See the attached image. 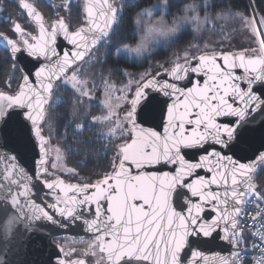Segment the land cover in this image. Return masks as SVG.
I'll use <instances>...</instances> for the list:
<instances>
[{
    "label": "snow or ice",
    "instance_id": "1",
    "mask_svg": "<svg viewBox=\"0 0 264 264\" xmlns=\"http://www.w3.org/2000/svg\"><path fill=\"white\" fill-rule=\"evenodd\" d=\"M12 2L28 18V25L8 14L3 19L9 27L0 32L12 71L20 74L15 89L7 85L10 94L0 91V147L11 143L9 151L15 153H0L7 162V174L0 177L2 255L26 248L34 234L43 232L40 221L66 228L65 220H82L94 234L83 255L94 257V264H208L205 253L193 248L216 240L227 242L229 255L217 257L214 264H245L246 259L264 264V184L257 182L264 178V127H252L254 112L264 117V14L254 0H249L248 15L234 12L228 0L199 4L162 0L132 16L131 34L138 42L129 48L116 45L122 42L119 34L126 11L141 8L140 0H61L54 5L56 18L51 22L37 10L35 0ZM74 7L79 10L77 24L66 20ZM0 12H6L2 4ZM31 25L38 28L35 35ZM209 33L220 39L205 40ZM245 34L257 47L231 50L233 38ZM60 35L73 46L71 50H57ZM186 35L193 37L188 47L157 64L155 73L133 75L119 67L129 52L147 59L155 45L163 42L170 50ZM24 53L38 63L17 67ZM112 56L116 63L109 69L107 58ZM98 64L108 70L107 76L96 68ZM236 69L243 75H237ZM113 72L126 82L118 85ZM162 75L170 76L171 82ZM199 75L206 79H193ZM184 80L189 83L182 86L179 82ZM154 93L175 98L166 108L163 136L137 121L138 112L160 103ZM97 107L101 114L92 115ZM221 117L229 119L225 122ZM58 125L64 128V140L71 129L73 144L86 146L75 151L91 155L88 147L100 144L92 151L105 157L114 153L111 172L95 183L82 184H66L49 172L57 168L56 163L49 164V149ZM85 132L93 135L85 137ZM37 149L35 179L51 177L43 184L64 194L44 207L31 199L35 185H21L14 174L21 151ZM186 150L203 154L190 160ZM53 151L60 160L61 148ZM161 165L175 167L150 171ZM200 169L211 175H199ZM19 171L28 176L23 168ZM66 171L78 175L75 169ZM206 208L214 215L205 218ZM86 211H91L92 219L84 218ZM0 264L12 262L0 258ZM58 264L86 261L59 259Z\"/></svg>",
    "mask_w": 264,
    "mask_h": 264
},
{
    "label": "water",
    "instance_id": "2",
    "mask_svg": "<svg viewBox=\"0 0 264 264\" xmlns=\"http://www.w3.org/2000/svg\"><path fill=\"white\" fill-rule=\"evenodd\" d=\"M47 27V25H45ZM36 32H38V28H36ZM4 32V31H0ZM2 47L5 48L3 44H0ZM73 48L71 44L68 43L67 40L64 39L63 35H60L57 37V50L58 51H69ZM19 67L24 68H32L33 65H36L38 62L36 58L27 56L26 53L19 55ZM218 63H221L218 61ZM223 66V65H222ZM237 75H243V70L236 69ZM160 78H166L171 82V77H160ZM193 79H206V77H203L202 75L195 76ZM182 86L184 84H188V80L180 81L179 82ZM190 86V85H189ZM241 87H243V84H241ZM6 92V91H4ZM9 93V92H8ZM10 94V93H9ZM157 96V100L160 101V103H156L152 105L148 110L138 112L137 115V121L140 124L141 127L145 129H151L152 131L160 133L162 136L164 135V129L167 125V115H166V108L168 105H171L175 98L169 99L168 97H164L161 94L154 93ZM166 102V104L164 103ZM240 102L237 101V105H239ZM253 115L256 117L255 122L252 124V127L260 129L261 127H264V117H261L258 112H254ZM221 120H224L227 122V119L221 117ZM13 145L11 143L5 145L4 147H0V153H4L5 155H12L15 153H12L9 151V148ZM219 148V146H216ZM38 149L36 151L27 150V151H21V153L17 156L16 161V171L15 176L20 180L21 185L23 184H29L30 186L32 184L35 185V187H31V199L35 201L37 205L40 207H44V205H51L54 202L48 200V197H56V195H60L63 197V192L59 191L58 189L53 192V190L48 189L44 184L43 180L47 179L46 177H41L39 181H37L33 175L34 172L38 171V163H39V157L37 156ZM187 155L186 159L195 160L198 159L200 155L203 154L202 151H195V150H186ZM7 167V162L0 159V177H3L7 173L5 172V168ZM175 166L174 165H161L157 166L156 168L150 169V171H171ZM23 168L25 172L28 174L27 177L23 175V173H20L19 169ZM198 174L201 176H209L211 173L208 172L207 169H200L198 170ZM4 183H7V181H4ZM67 184V182H65ZM15 189V186H13ZM52 192L53 194L51 196L46 195V193ZM68 195H72L71 192L68 193ZM193 200H196L195 197H193ZM103 203V202H102ZM92 208H95V205L92 206ZM51 213V209H45ZM104 209L102 208L101 211ZM177 210H180L178 207ZM203 215L205 218L213 216L214 213L209 210L205 209ZM84 218L86 219H92L91 211H86L84 213ZM41 227L43 229L42 233L34 234L32 238L28 241L27 247L22 248L19 252L14 253L12 255L4 257L2 255V252H0V258H4L7 260H10L12 264H48V261L51 260V264H58L59 259H66L64 251L61 252L60 248H63L62 244L59 243L60 240L67 239V238H93L94 234L92 231H89L87 226L84 225L81 221H75L69 223L67 220H65V223L68 224V227L66 228H59L51 226L49 223L45 221H40ZM50 233V235L48 234ZM3 240V231H2V221H0V241ZM64 249V248H63ZM193 250H199L203 251L205 255L208 257V264H214L217 257H227L229 255V245L226 241L222 240H216L213 243L206 244V245H196L194 246ZM187 251V250H186ZM77 259H84V258H73L70 260H77ZM189 259L191 257L189 256ZM85 260V259H84ZM86 261V260H85ZM86 264H89L86 261Z\"/></svg>",
    "mask_w": 264,
    "mask_h": 264
},
{
    "label": "trees",
    "instance_id": "3",
    "mask_svg": "<svg viewBox=\"0 0 264 264\" xmlns=\"http://www.w3.org/2000/svg\"><path fill=\"white\" fill-rule=\"evenodd\" d=\"M159 1L161 0H140L141 8L132 7L126 11L125 19L122 22V28L119 34L120 37L122 38V42L116 45L117 48H120L121 46L126 44H134L136 41V37H133L131 34L134 25L132 16H134L136 12L141 11L142 8L145 7L149 8ZM60 2L61 0H35L37 10L40 13H42L44 17L48 20H55L57 9L54 7V5L59 4ZM185 2L199 4L202 2V0H185ZM228 2L231 5L234 12L248 15L250 11L249 0H228ZM0 4L4 5L6 9V12H0V31L6 32L9 25L8 23L5 22L3 17H5L8 14H11L13 19V16H15L17 12L21 13V11L19 7H17V5L12 2V0H0ZM254 4L255 7L259 10V13L264 14V2H262V0H254ZM171 11L176 12L177 8L173 7ZM208 11L213 12L215 11V9H209ZM201 14H203V12H201ZM24 19L28 22L27 17H24ZM66 20L70 21L71 24H77L80 21L78 8L74 7L72 13L67 16ZM184 42H187V40ZM170 50L160 49L155 55H157L158 58L163 59L168 56L169 54L168 52ZM115 63H116V59L114 56L107 58V64L109 69H111ZM122 66L125 67L126 69H130V68L135 69L136 67L134 65H128V63L120 60L119 67L122 68ZM17 67H19V65H17ZM96 68L98 70L103 71L105 76L108 75V70L104 68V65L98 64ZM19 76H20L19 72L12 71V64L10 62L8 51L0 45V91H6L10 93V89L7 87V85L10 84L11 89H15L19 82ZM121 77L123 76H121L116 72H113L112 74V79H115L117 81H119ZM65 95H70V93H66ZM62 110H63V106L56 109L57 112ZM63 132H64V128L58 125L56 127V130L53 132L52 142L56 146H59L61 148V151L63 152L67 162L69 163V166H72L73 168L81 169L83 171H90L94 173V175L101 177L103 173L109 171L110 169L109 161H110L111 152L107 154V157L104 156L103 152L100 151L93 152L92 151L93 148L95 149L101 148L100 144H93L90 147H88V152H90L91 155H87L83 150L77 152L75 151V149H84L86 146L73 144L71 139V135H72L71 129L68 130L69 133L68 140H64L62 138L61 134ZM92 135L93 132L84 133L85 137L90 138ZM69 149H73V150L70 151ZM257 182L264 184V178L258 179Z\"/></svg>",
    "mask_w": 264,
    "mask_h": 264
},
{
    "label": "rangeland",
    "instance_id": "4",
    "mask_svg": "<svg viewBox=\"0 0 264 264\" xmlns=\"http://www.w3.org/2000/svg\"><path fill=\"white\" fill-rule=\"evenodd\" d=\"M29 2H31V0H29ZM161 1L155 3V4H158V3H161ZM154 4V5H155ZM152 7V6H151ZM149 7V8H151ZM20 9V8H19ZM21 11V9H20ZM62 15H64L63 12H61ZM203 16V14H201ZM155 19H160V15H156L154 17ZM13 19H18V22L22 23V25H28V22L24 19V16L22 17L20 15V13L17 12V14L15 16H13ZM66 19H67V16H66ZM34 28V25H31L29 26V30H32ZM133 29H134V25H133ZM133 31V30H132ZM5 32V31H4ZM205 40H213V41H217L220 39L219 36H216V35H213L211 33H209L208 35H206L204 37ZM187 42H184L186 41ZM193 40V37L192 35H186L183 37L182 41L180 44L178 45H173L172 46V49L168 52V56L166 58H158L157 55H155L160 49H165L166 46L163 44V42L161 44H158V45H155L153 50H152V54L150 56L147 57V59H145L144 57H139V56H135L134 54H132L131 52L128 53V57L126 59H121V61H124L126 63H128V65H134L136 66L135 69L134 68H130V69H126L125 67L122 66V69H124L126 72L128 73H132L133 75H136V74H139V73H143L145 71H152L153 73H155L156 71V65L157 64H161V63H165L166 61H169L173 54L174 53H177V52H181L183 48L185 47H188L189 43H191ZM138 42V37H136V41L134 44H126V45H123L121 46L120 48H129V47H135L136 43ZM251 44L252 47H257L256 44L254 43H251L248 38H247V35H237L233 38V41H232V44H231V50L233 51H236V52H239L241 51L244 47H248L249 45ZM166 66H168L166 64ZM119 74V73H118ZM113 81H115L118 85H123L126 81H125V77H121V79L119 81L113 79ZM99 95V93H98ZM127 105L124 104L122 105V108H126ZM101 109L100 108H93L92 109V115H100L101 114ZM123 111L121 110L120 111V115H123ZM64 162V157H63V154L61 152V159L60 160H56V156L53 160V163H56L57 166H61V168H64L63 170L61 171H54L53 173L58 176H61L63 177L65 180L67 181H70V182H77L79 180H84V182L86 181H89V180H92V182L95 180V176L97 175H92L90 176L87 175V174H84L82 171H77L76 173L78 175H72L71 173H69L68 171H66L68 167V169L70 168L68 165H66ZM67 245H80V246H85L87 242L83 241H78L76 239H68L66 241Z\"/></svg>",
    "mask_w": 264,
    "mask_h": 264
},
{
    "label": "flooded vegetation",
    "instance_id": "5",
    "mask_svg": "<svg viewBox=\"0 0 264 264\" xmlns=\"http://www.w3.org/2000/svg\"><path fill=\"white\" fill-rule=\"evenodd\" d=\"M46 20H48V19H46ZM49 22H51V21H54V20H48ZM47 25V24H46ZM34 28L36 29V26L34 25ZM31 31V30H30ZM37 31V30H36ZM36 31H34L33 32V34L35 35L36 34ZM124 105V104H123ZM56 147V145L52 142V148H50L49 149V164H52L53 163V160H54V158H55V156H56V153H55V151H53V148H55ZM62 152V151H61ZM62 154H63V152H62ZM113 155H114V153H112L111 152V156H110V160H111V158L113 157ZM63 157H64V162L63 163H65L66 165H68L69 166V163L67 162V160H66V158H65V156H64V154H63ZM71 169H75L76 170V172L77 171H82L84 174H87V175H89L90 174V176H92V175H94V173H92V172H90V171H83V170H81V169H78V168H73L72 166H69ZM65 168H67L68 169V167H66L65 166ZM64 168H61V166H57V168L56 169H52V168H49V172H51V173H53L54 171H56V172H58V171H61V170H63ZM111 172V168L109 169V171H107L106 173H110ZM55 175V174H54ZM56 177H59L60 179H63L65 182H67V183H71V184H82V183H84V180H79V181H77V182H70V181H67V180H65L63 177H61V176H58L57 174L55 175ZM96 178H95V180L92 182V180H89V181H86V182H91V183H95L97 180H99V179H101L102 177L101 176H95ZM47 179H51V177H46ZM48 200H50V201H52V202H54V200H55V197H48ZM68 239H72V238H67V239H63V240H60L59 241V243H61L62 244V246H63V248H64V254L65 253H68V255L66 256L65 255V257L67 258V259H73V258H84L89 264H94V257H92V256H85V255H83V251H84V249H85V246H80L79 244L78 245H76V244H72V245H67L66 243V241L68 240ZM76 240H78V241H81V242H83V241H85V242H90V241H92L93 240V238H76ZM86 244V243H85ZM72 249H75V251H72Z\"/></svg>",
    "mask_w": 264,
    "mask_h": 264
},
{
    "label": "built area",
    "instance_id": "6",
    "mask_svg": "<svg viewBox=\"0 0 264 264\" xmlns=\"http://www.w3.org/2000/svg\"><path fill=\"white\" fill-rule=\"evenodd\" d=\"M248 240H249V242H251V240H252V237L250 235H248ZM245 264H252V260L246 259Z\"/></svg>",
    "mask_w": 264,
    "mask_h": 264
}]
</instances>
